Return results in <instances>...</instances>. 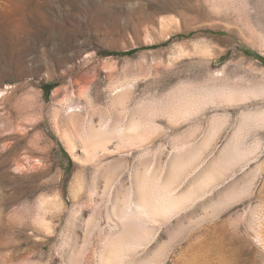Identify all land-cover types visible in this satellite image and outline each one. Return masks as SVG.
Here are the masks:
<instances>
[{
    "label": "rangeland",
    "instance_id": "rangeland-1",
    "mask_svg": "<svg viewBox=\"0 0 264 264\" xmlns=\"http://www.w3.org/2000/svg\"><path fill=\"white\" fill-rule=\"evenodd\" d=\"M19 12L0 19V264H118L210 227L264 264V0Z\"/></svg>",
    "mask_w": 264,
    "mask_h": 264
},
{
    "label": "bare ground",
    "instance_id": "bare-ground-1",
    "mask_svg": "<svg viewBox=\"0 0 264 264\" xmlns=\"http://www.w3.org/2000/svg\"><path fill=\"white\" fill-rule=\"evenodd\" d=\"M24 1L25 0H0V19L7 20L17 12L21 11ZM223 1L227 5H237L238 3V0ZM234 94V92H229L227 94L219 93L220 100H218V103L216 105H224L226 101H231V97H234ZM191 97H194V99L196 100H198L199 98L192 95ZM241 99L242 97H238L233 101L236 102ZM92 133L96 134L95 131H93ZM180 233L184 236L183 240L176 239L177 241L169 242L160 246L158 245L156 247V251L153 250L154 252L148 249L145 252L142 251V253H139L136 247L127 246H118L119 248L115 247L113 252H111L114 255H124V257H122L123 259H118V264H137L149 254H151L150 258H152L157 264H257V261L250 257L249 251L244 250L241 247L240 243L238 244V242L236 241V238L238 237L236 233L229 234L226 230L211 227L198 230L185 229ZM231 235L236 236L231 237ZM176 237L178 238L177 235ZM261 237L262 235L260 236V238ZM164 252L167 253V255L164 254ZM111 259L113 260V258Z\"/></svg>",
    "mask_w": 264,
    "mask_h": 264
}]
</instances>
